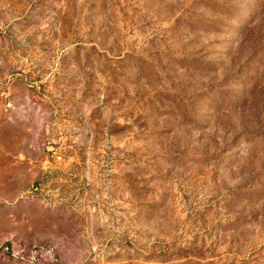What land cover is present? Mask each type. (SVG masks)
Instances as JSON below:
<instances>
[{
    "label": "rangeland",
    "instance_id": "obj_1",
    "mask_svg": "<svg viewBox=\"0 0 264 264\" xmlns=\"http://www.w3.org/2000/svg\"><path fill=\"white\" fill-rule=\"evenodd\" d=\"M0 264H264V0H0Z\"/></svg>",
    "mask_w": 264,
    "mask_h": 264
}]
</instances>
